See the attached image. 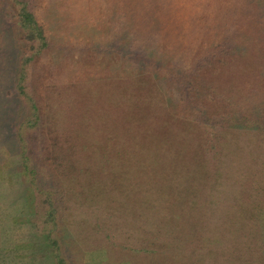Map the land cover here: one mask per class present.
<instances>
[{
	"label": "rangeland",
	"instance_id": "rangeland-1",
	"mask_svg": "<svg viewBox=\"0 0 264 264\" xmlns=\"http://www.w3.org/2000/svg\"><path fill=\"white\" fill-rule=\"evenodd\" d=\"M57 6L56 15L46 18L53 65L42 73L39 88L51 132L65 148L88 145L97 159L107 143L115 171L104 180H80L78 196L67 204L62 233L82 264H264V133L226 127L218 154L203 157L193 125L177 117L169 87L161 83L171 63L182 69L191 56L187 26L182 29L187 34L180 31L175 38L138 17L113 22L114 13L102 8L97 25L87 27L91 22L59 11L63 3ZM0 34L9 39L7 32ZM65 41L70 49L60 52L56 48ZM238 44L224 63L214 59L202 68L200 78L212 86H201L199 96L216 90L204 102L218 95L228 101L218 111L262 118L264 62ZM112 46L118 48L110 52ZM139 49L163 58V69L135 68L131 57ZM67 60L82 70L80 77L65 72ZM59 71L65 73L60 77ZM1 102L11 116L13 110L25 111L12 94ZM239 102L243 105L234 108ZM4 152L0 264H51L49 249L37 237L39 204L25 177L14 172L18 157Z\"/></svg>",
	"mask_w": 264,
	"mask_h": 264
},
{
	"label": "trees",
	"instance_id": "trees-1",
	"mask_svg": "<svg viewBox=\"0 0 264 264\" xmlns=\"http://www.w3.org/2000/svg\"><path fill=\"white\" fill-rule=\"evenodd\" d=\"M61 3L64 7L59 6V11L69 12L73 15L71 18H85L84 21L91 22L87 27L97 25L101 15L98 11L102 8L107 13H114L113 22L125 17H138L148 27H162L164 32L174 34L175 38L180 31L187 34L182 30L187 26L192 34L190 41L195 45H192V50L188 49L191 56L179 69L180 72L171 63L173 69L168 70L161 83L169 87L166 92L177 117L193 125L199 154L206 158L211 154L214 159L218 154L217 143L226 127L256 128L264 133V116L257 119L218 111V105H226L227 99L217 95L218 99L213 103L204 102L213 98L216 90L206 91L209 95L203 99L199 96V90H204L201 86H212L200 78L202 68L214 59L218 62L226 58L235 49L234 43L241 44L240 48L247 53L252 49L264 62V0H0V33L7 32L9 37L2 40L0 34V163L5 150L18 157L13 165L14 172L25 177L39 204L37 237L41 245L49 249L51 264H82L78 249L62 233L67 204L78 196L83 178L90 176L104 180L115 175V171L111 169L107 143L102 159H97L88 145L65 148L51 132L39 88L42 73L53 65L49 56L52 43L46 29V18L47 15L55 16L53 10L58 8H53ZM7 26L9 31H6ZM92 39L94 49H99L101 43ZM66 42L56 49L64 53L68 51L69 42ZM117 46L121 48L122 45ZM70 47L77 49L75 43ZM118 47L108 49L112 52ZM84 48L81 43L83 54ZM135 52L133 57L128 52L136 64L135 68L144 65L153 70L163 69V58L140 49ZM64 69L72 77L81 76L82 70H78L72 60H67ZM65 72L55 73L61 77ZM220 75L221 78L223 75ZM8 94L21 101L25 111L13 110V116L9 115L10 107L1 102ZM230 103L236 102L230 99ZM242 105L243 102H239L234 108ZM5 115L7 118L3 119ZM70 183L79 185L70 187Z\"/></svg>",
	"mask_w": 264,
	"mask_h": 264
}]
</instances>
